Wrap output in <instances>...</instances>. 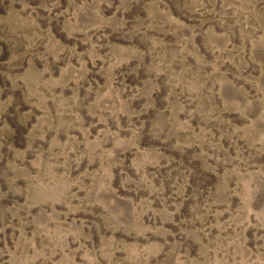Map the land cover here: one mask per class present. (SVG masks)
Here are the masks:
<instances>
[{
    "label": "rangeland",
    "instance_id": "374dc122",
    "mask_svg": "<svg viewBox=\"0 0 264 264\" xmlns=\"http://www.w3.org/2000/svg\"><path fill=\"white\" fill-rule=\"evenodd\" d=\"M0 264H264V0H0Z\"/></svg>",
    "mask_w": 264,
    "mask_h": 264
}]
</instances>
